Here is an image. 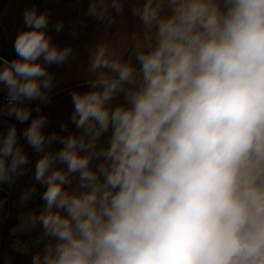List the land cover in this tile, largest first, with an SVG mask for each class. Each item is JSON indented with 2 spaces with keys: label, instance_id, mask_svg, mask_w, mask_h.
I'll list each match as a JSON object with an SVG mask.
<instances>
[{
  "label": "clouds",
  "instance_id": "1",
  "mask_svg": "<svg viewBox=\"0 0 264 264\" xmlns=\"http://www.w3.org/2000/svg\"><path fill=\"white\" fill-rule=\"evenodd\" d=\"M109 8L122 11V0L87 11L111 23ZM133 14L155 27V43L137 51L139 72L96 49L92 90L71 93L79 135L66 124L67 135H46L47 117L25 104L49 102L45 65L72 52L53 45L46 13L25 10L17 58L0 57V118L31 120L22 135L43 153L34 179L44 209L30 222L50 242L32 264H264V0H145ZM122 93L127 106L112 108ZM54 142L62 147L46 152ZM28 164L16 127L0 133V185ZM77 177L84 191L66 190ZM36 192L26 188L21 204Z\"/></svg>",
  "mask_w": 264,
  "mask_h": 264
},
{
  "label": "crops",
  "instance_id": "2",
  "mask_svg": "<svg viewBox=\"0 0 264 264\" xmlns=\"http://www.w3.org/2000/svg\"><path fill=\"white\" fill-rule=\"evenodd\" d=\"M93 2L94 0H0V57L8 61L17 58L13 44L17 35L27 30L23 14L25 10L30 9H36L38 14H47L49 24L45 31L52 38L53 45L60 49L65 47L72 49L71 55L64 64L45 65L53 76L49 102L40 105L39 101H25V104L33 109L32 118L40 114L47 117L48 123L44 128L46 135L51 132L59 135L80 134L71 122L74 111L71 93L92 90L88 83L93 78L90 64L92 54L100 45L106 46L110 56L119 57L122 62L130 63L139 72L137 51H147L149 44L155 43V27L146 28L140 17L133 14V9L142 8L145 0H122L123 10L120 12L109 8L111 23L88 14L87 10ZM170 15L171 10L165 6L161 16ZM58 22L63 24L60 31L55 28ZM5 97H7L6 89L0 91V103H3L1 100ZM122 104L127 106L123 93L112 101L111 107L115 108ZM37 105H40L39 113L35 111ZM6 117L7 115L0 118V133L6 136L9 128L15 126L18 129V146L22 149L29 147L22 133L31 120L27 124L16 125L14 122L10 124ZM64 124L68 127V133L61 131V125ZM1 128L4 129L1 131ZM109 136L110 133L101 138L100 146H107ZM53 146L59 149L62 147L58 142H54L51 147ZM36 162L29 161V164L25 166V172L34 176ZM99 162L94 161L92 166L95 167ZM59 167L66 168V165L59 164ZM72 191H78V186H72L70 192Z\"/></svg>",
  "mask_w": 264,
  "mask_h": 264
},
{
  "label": "rangeland",
  "instance_id": "3",
  "mask_svg": "<svg viewBox=\"0 0 264 264\" xmlns=\"http://www.w3.org/2000/svg\"><path fill=\"white\" fill-rule=\"evenodd\" d=\"M1 101L4 103V98ZM6 119L10 124L14 122L18 125L19 123L14 117L7 116ZM3 129L1 128V131ZM17 137H19L18 132ZM57 150L59 147L50 146L45 151L56 152ZM23 151L29 161H37L43 155L30 147H24ZM33 185L37 188L36 194L29 202L21 204V195L26 188ZM75 185L78 186L77 179L65 188L70 192V188ZM44 190L45 187L35 181L33 174L27 172L20 177L14 176L12 183L0 185V200L3 201L0 207V264H32L33 254L42 252L45 245L50 242L49 238L44 236L40 223L37 221L33 227L30 222L32 214L38 215L44 209V201L41 199ZM78 191L83 190L78 188ZM16 241L21 242L20 246H27L29 251L27 253L16 251L13 247Z\"/></svg>",
  "mask_w": 264,
  "mask_h": 264
},
{
  "label": "built area",
  "instance_id": "4",
  "mask_svg": "<svg viewBox=\"0 0 264 264\" xmlns=\"http://www.w3.org/2000/svg\"><path fill=\"white\" fill-rule=\"evenodd\" d=\"M4 102H5V104L7 103V97L4 98Z\"/></svg>",
  "mask_w": 264,
  "mask_h": 264
}]
</instances>
